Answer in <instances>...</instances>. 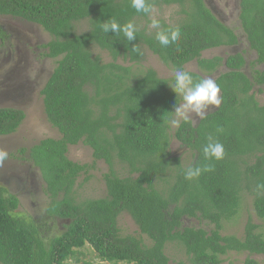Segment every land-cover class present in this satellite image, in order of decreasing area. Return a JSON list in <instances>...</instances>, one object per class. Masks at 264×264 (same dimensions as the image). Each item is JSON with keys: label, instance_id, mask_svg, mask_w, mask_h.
I'll return each instance as SVG.
<instances>
[{"label": "trees", "instance_id": "trees-1", "mask_svg": "<svg viewBox=\"0 0 264 264\" xmlns=\"http://www.w3.org/2000/svg\"><path fill=\"white\" fill-rule=\"evenodd\" d=\"M146 2L152 11L179 5L182 23L174 27L159 21L160 27L151 32L152 11L137 12L131 0H0V16L37 25L53 38L44 49L57 67L41 94L47 120L61 138L40 141L29 156L51 200L47 216L66 222L62 235L44 238L36 223L15 215L18 197L0 187V264H79V251L87 245L109 264H170L172 246L183 252L186 264H222L234 253L249 255L244 264H259L251 257L264 256L263 234L251 218L242 238L223 235V224L238 215L244 193L254 197V212L264 220V188H257L264 184V106L254 92L259 87L264 93V0L240 4L242 29L258 56L251 66L263 68L252 75L244 72L242 55L226 61L202 58L205 51L239 43L204 0ZM112 19L121 26L133 22L135 38L105 33L101 25ZM84 21L89 31L76 33V25ZM139 21L147 26L141 28ZM174 29H179V39L161 45L157 32ZM7 38L0 26V40ZM95 47L108 53L112 63L95 56ZM144 47L174 72L185 71L194 61L208 75L227 68L216 81L221 92L218 110L197 126L184 119L172 135L174 111L183 102L172 87L175 76L164 80L151 69L137 76L132 68L117 64L123 59L140 66ZM189 74L193 83L203 78ZM25 119L21 110L0 109V137L17 133ZM209 136L223 145L222 159L205 158ZM172 139L192 153L190 166L211 170L185 179L188 167L172 156ZM79 144L93 151L92 166L68 158L70 147ZM100 161L110 168L105 175L107 195L79 202L78 180ZM116 163L128 169L126 177L118 175ZM163 181L166 188L159 190L157 183ZM123 214L131 217L138 235L122 234L118 223ZM185 218L204 226H186Z\"/></svg>", "mask_w": 264, "mask_h": 264}, {"label": "rangeland", "instance_id": "rangeland-1", "mask_svg": "<svg viewBox=\"0 0 264 264\" xmlns=\"http://www.w3.org/2000/svg\"><path fill=\"white\" fill-rule=\"evenodd\" d=\"M204 3L220 22L235 32L239 43L234 47L224 46L205 51L202 58L214 59L219 57L226 61L231 56L242 55L247 62L244 69L246 74L252 75L254 70H262V66H251L258 56L255 51L251 50L247 36L242 29L240 22L241 0H204ZM181 12L182 9L179 5H162L160 8L153 9L150 22L156 19L178 27L184 18ZM0 26L8 34L5 41L0 40V109L21 110L26 115V119L17 133L0 137V151L7 153L6 158L0 160V187L18 197L20 207L15 215L28 222L36 223L41 228L40 231L43 232L44 238H54L62 235L65 231L64 224L66 222L47 216L46 210L51 200L46 192V185L41 172L30 162L29 156L32 147L40 141L46 139L59 140L61 138L59 132L47 120L41 94L57 67V60L47 58V50L44 49V46L53 38L41 27L12 17L0 16ZM138 26L143 28L147 26V23L139 21ZM148 28L151 32L155 30L152 24ZM88 31L89 25L86 21L76 25V33L84 34ZM93 54L101 57L105 64L112 63L108 53L97 47L93 48ZM117 64L124 68H132L134 75L142 74V72L151 69L156 72L159 78L164 80H170L175 76L174 71L145 47L143 62L140 66L123 59H120ZM185 71L198 74L203 78H210L216 82L228 70L221 67L214 74L208 75L202 72L197 61H194L186 65ZM254 92L257 103L264 106V93L259 92V87H256ZM219 99L221 101V92ZM182 103L179 108L183 107ZM220 105L221 103L218 106H207L202 110V115L195 111H189L186 118L176 114L174 120L177 123L172 124V135L184 119L191 120L194 126H197L204 117L216 112ZM170 152L174 158L182 159L184 167H189L194 162L192 153L187 148L182 147L176 139H172ZM68 158L80 165L92 166L94 164L93 151L83 144L70 147ZM115 170L121 177L128 175V169L119 163L115 164ZM109 172L108 165L100 161L96 163L88 176L82 175L76 187L77 200L84 202L104 198L107 195L105 175ZM166 185V181L157 183L159 190H164ZM250 218L255 225L259 226L258 231L264 237V220L259 219L254 212V197L244 193L238 215L230 221L224 222L223 235L242 238ZM184 223L186 226H204V223L188 218L184 219ZM118 224L123 235H138V228L128 214L121 215ZM79 254L81 260L79 264H109L102 262L89 245L80 250ZM168 256L172 260L170 264H186L185 255L176 246L168 249ZM247 256H249L247 253L230 254L223 258L222 264H244ZM251 258L259 264H264V256L256 255ZM73 262L74 260L69 263Z\"/></svg>", "mask_w": 264, "mask_h": 264}, {"label": "clouds", "instance_id": "clouds-1", "mask_svg": "<svg viewBox=\"0 0 264 264\" xmlns=\"http://www.w3.org/2000/svg\"><path fill=\"white\" fill-rule=\"evenodd\" d=\"M131 5L137 12L150 14L152 11V6L146 0H131ZM152 26L159 28L160 22L153 19ZM101 27L105 33H108L110 30L117 34L122 32L129 41L135 38L136 27L131 21L121 26L116 20L112 19L105 21ZM179 35V29L158 31L156 39L161 45L168 46L170 43L176 42L179 39ZM172 87L183 99V107L177 108L174 111L178 116H185L186 118V114L189 111H195L202 115V110L207 106H218L221 103L219 99L220 88L210 78H202L199 82L193 83V78L188 72L177 70L175 72V82ZM171 123L175 124L177 121L172 120ZM203 153L206 159L215 158L216 160H220L224 156V147L221 143L214 142L212 137L209 136L208 143L203 147ZM6 156V152L0 151V160H3ZM210 170L211 168L201 169L199 166H190L184 170V177L187 180H193L198 178L202 171ZM257 188L258 190L264 188V184L258 185Z\"/></svg>", "mask_w": 264, "mask_h": 264}]
</instances>
